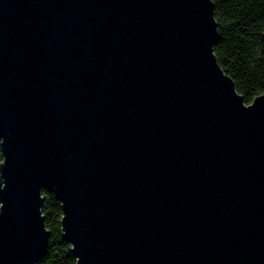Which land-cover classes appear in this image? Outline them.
Masks as SVG:
<instances>
[{"label":"water","instance_id":"95a60500","mask_svg":"<svg viewBox=\"0 0 264 264\" xmlns=\"http://www.w3.org/2000/svg\"><path fill=\"white\" fill-rule=\"evenodd\" d=\"M213 0H0V264L61 201L76 264H264V92L213 51Z\"/></svg>","mask_w":264,"mask_h":264},{"label":"trees","instance_id":"16d2710c","mask_svg":"<svg viewBox=\"0 0 264 264\" xmlns=\"http://www.w3.org/2000/svg\"><path fill=\"white\" fill-rule=\"evenodd\" d=\"M213 1L218 29L213 51L248 102L264 92V0ZM2 159L0 145V162ZM41 193V210L50 233L46 249L35 264H76L71 243L61 232V201L47 186Z\"/></svg>","mask_w":264,"mask_h":264}]
</instances>
